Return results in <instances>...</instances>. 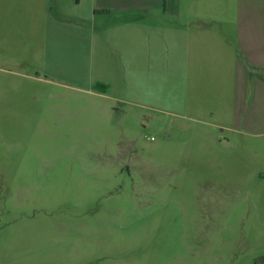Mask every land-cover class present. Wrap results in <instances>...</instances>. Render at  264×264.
Instances as JSON below:
<instances>
[{
	"label": "rangeland",
	"instance_id": "374dc122",
	"mask_svg": "<svg viewBox=\"0 0 264 264\" xmlns=\"http://www.w3.org/2000/svg\"><path fill=\"white\" fill-rule=\"evenodd\" d=\"M23 3L0 0V264H264L261 149L48 81Z\"/></svg>",
	"mask_w": 264,
	"mask_h": 264
},
{
	"label": "crops",
	"instance_id": "0c3cea01",
	"mask_svg": "<svg viewBox=\"0 0 264 264\" xmlns=\"http://www.w3.org/2000/svg\"><path fill=\"white\" fill-rule=\"evenodd\" d=\"M23 1L37 8L48 81L104 84L112 113L146 100L214 129L222 151L254 144L264 168V0Z\"/></svg>",
	"mask_w": 264,
	"mask_h": 264
},
{
	"label": "trees",
	"instance_id": "16d2710c",
	"mask_svg": "<svg viewBox=\"0 0 264 264\" xmlns=\"http://www.w3.org/2000/svg\"><path fill=\"white\" fill-rule=\"evenodd\" d=\"M97 86H99V87H102V88L106 89V85H104V84H97Z\"/></svg>",
	"mask_w": 264,
	"mask_h": 264
}]
</instances>
